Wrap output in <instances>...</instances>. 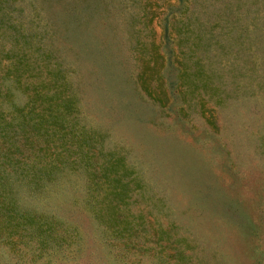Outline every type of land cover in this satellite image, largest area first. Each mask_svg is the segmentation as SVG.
Returning a JSON list of instances; mask_svg holds the SVG:
<instances>
[{"label": "rangeland", "instance_id": "obj_1", "mask_svg": "<svg viewBox=\"0 0 264 264\" xmlns=\"http://www.w3.org/2000/svg\"><path fill=\"white\" fill-rule=\"evenodd\" d=\"M149 40L160 101L136 77ZM36 48L69 79L93 159L137 175L124 213L145 229L118 238L95 218L104 190L83 166L9 177L14 214L66 242L0 239V264H264V0H0L4 112L25 101L1 78L9 57Z\"/></svg>", "mask_w": 264, "mask_h": 264}, {"label": "trees", "instance_id": "obj_2", "mask_svg": "<svg viewBox=\"0 0 264 264\" xmlns=\"http://www.w3.org/2000/svg\"><path fill=\"white\" fill-rule=\"evenodd\" d=\"M21 42L22 47L30 49L28 42ZM148 43L150 46L144 52L136 77L141 90L160 101L163 92L157 66L160 54L151 40ZM142 44L138 53H142ZM137 46L138 41L134 50ZM35 51V57L26 51L11 55L1 77L9 79L24 93L25 101L5 112L0 109V239L6 244L35 239L40 244L42 234L47 231V236L55 241L61 238L60 242L65 243L66 238L51 233L50 226L46 227L43 221L22 215L19 219L14 214L17 207L9 198L10 188L5 182L9 177H15L37 185L41 180L51 179L57 169L77 165L83 166L90 175L91 186L104 190L98 206L92 208L102 225L110 228L118 238L130 236L137 227L145 229L141 227L145 224L143 220L132 222L124 213L128 212L131 191L141 187L137 175L125 165L120 155L110 151H100L101 161L93 159V141L75 118L77 99L69 79L58 65L46 63L42 50L36 48ZM151 80L155 81V87H151ZM0 96L7 99V90L0 89ZM259 223L257 219L254 224Z\"/></svg>", "mask_w": 264, "mask_h": 264}]
</instances>
